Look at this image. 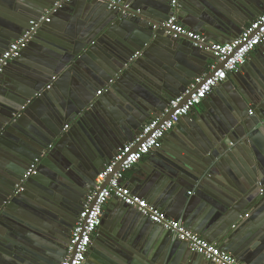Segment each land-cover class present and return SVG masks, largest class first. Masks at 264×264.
I'll return each instance as SVG.
<instances>
[{"label": "crops", "instance_id": "crops-1", "mask_svg": "<svg viewBox=\"0 0 264 264\" xmlns=\"http://www.w3.org/2000/svg\"><path fill=\"white\" fill-rule=\"evenodd\" d=\"M56 1L0 0V55L16 37L23 33L29 20L36 18V15H42ZM120 1L125 7L135 5L137 7L135 13L154 21V25L161 24L171 14L170 3L172 0H143L140 5H137L136 0ZM252 1L256 0H176L178 3V6L176 5L178 20L182 26L192 32L198 34H202L200 31L208 32L213 39L208 37L207 39L210 42L225 44L228 43L227 41L236 38L246 26L264 12V0H257L261 2V8H255L252 13H248V16H246L244 14L246 11L244 3L246 2L248 7H252ZM89 4L87 0H71L70 4L52 17L48 25L39 30L40 35L28 45L20 57L16 59V62L9 64L5 69V75L0 77L2 78L0 83L2 80L6 85L14 82L25 89L23 92L35 93L32 100H29V102L32 101L30 107H28L30 114L23 116L22 125L15 127L21 130V133L19 131L18 133L22 138L15 135L12 137L11 134L9 138L6 135L2 137V143L0 142V177H2L3 169H8L9 166L13 169L23 170L34 160H38V167L40 164V166L44 164L42 161L48 162L50 167H44L48 170L47 175L53 182H57H54L56 205L50 203L48 208L45 206L43 210L36 211L32 205L27 203V210L24 213L27 212L28 215L25 214V216L22 214L23 210L19 207L12 211H9V209L6 211V209L0 207V209L2 208L0 231H3L0 233V238L3 237L5 232L11 233L16 237L15 239L10 237L11 242L13 244L15 242L16 245L21 243L20 246H26L25 244H33L42 240L44 243H48L49 241L44 235L48 227L62 232L66 228L64 223L67 220L57 221V218L60 219L58 212H63L61 206H81L88 195L86 193L93 189L91 184H94L96 176L114 156L113 153L116 149L124 144L109 127L105 114L118 116L120 120H127L132 115L105 94V88L109 81H103L104 84L97 83V74L90 68V66H93L102 70L101 66H108L113 62V57L107 55H111L108 50L113 47L116 36L111 38L103 37V34L92 36L94 13L89 8ZM157 8L162 12L155 10ZM250 18L252 20H247ZM145 36L148 43H143L135 54L138 53V56L141 52L149 54L161 74L166 77L170 76L173 80L180 77H189L192 81L194 78L201 76L198 73L201 72L202 68H204L205 72L203 74H205L213 62L211 57L209 59L205 57L206 62L204 60L190 61L183 59L182 56L176 54L171 41H168L165 35H155L153 38L147 32ZM74 49L81 51L79 56L83 59L77 66L69 64L68 67L62 69L63 71L65 69L66 72L71 68L70 77L69 75L60 74V72L55 73L53 67L57 69L58 65L56 66V63L58 60L53 56L65 60L67 56L72 54ZM84 51H87L86 55ZM263 61L264 44L250 53L245 63L238 67L236 72L229 75L228 82L225 83L229 84L226 87L227 89L236 92L238 89L241 92L245 89L246 91H243V93H247L251 97L252 102L247 104L243 113L248 119L255 116L256 111L259 114L264 112V85L260 75ZM35 76L44 79L43 83H45L42 89H39L40 91L32 88V86L36 87V83L31 79ZM116 79H120L116 74L110 76L111 81L109 83ZM48 85H51L50 91L45 89ZM98 91L102 92L97 95ZM227 91L221 89L218 93L217 91L212 92L210 94L213 96L211 100L208 96L204 100V105L200 103V105L194 107L186 120L182 119L167 133L163 139L166 140L165 145L161 143L159 149L143 157L138 165L125 174L124 184L133 195L159 209L168 219L180 221L187 230L192 231L209 243L215 244L221 250L232 255L240 264H264V252L261 249L264 246V224L260 215L257 218L255 217L252 209L240 212L239 218L227 222L225 219L226 214H222L215 209L212 211L210 208L206 212L204 208L192 217L190 224L187 226L181 221V218H175V214L170 210H163L152 202L153 187H144L149 174L154 171L153 168L156 164L163 162L166 157L165 154H176L177 138L186 137L187 139L189 137L194 146L201 148L208 143V136L212 138L213 134L217 135L213 124H217L216 114L225 117L223 115V100L227 95ZM39 93H41V97L34 100ZM72 100L80 103L81 107L78 111L84 110L79 118L77 117L78 114L70 116L66 111L68 103ZM147 101L149 102L150 98ZM88 103L96 105L92 109H87L86 105ZM150 110L155 109L151 108ZM58 112L60 113L58 114ZM148 114L150 118H144L145 122L140 123L139 132L157 112H148ZM60 116L62 118L69 116V120L63 121ZM72 120L73 122H70ZM123 124H126L125 121ZM65 126H68L66 131H64ZM53 129L56 132L51 131ZM31 132H36L38 135H47L48 137L52 134V138L50 137L52 144L48 146L51 147L50 149L47 147L39 158H35L27 165L23 155L19 152L21 148L27 154L33 151L38 153L35 146H40L36 141L28 138L27 134ZM62 134H64V137ZM168 135H173L174 138L171 137L170 140H167ZM131 139L125 143L131 141ZM229 147L231 146L229 145ZM244 151H246L245 147ZM244 151L237 147L236 154L229 155L226 160L220 163L221 173L215 171L216 176L211 177L212 182L217 184L212 183L213 186H227L230 193L236 195L245 192V184L250 183L248 177L251 176L254 165ZM100 155H108V157L112 155V157L104 158L103 168L95 175L97 166L95 170L93 168L95 166L92 165L96 160L98 161ZM218 160L221 161V159ZM259 182H262L264 186L262 175ZM88 188L91 190L86 192L85 189ZM261 192L264 193V187ZM187 193L193 195L194 189H189ZM31 210H33L32 213ZM5 211L7 212L6 215H4ZM134 211L122 206L118 201L110 200L103 209L101 227L96 229L92 237L91 243L94 244L92 248L98 250L101 254L102 250L107 249L112 244H123L127 248L132 244V246H135L131 247L132 251L137 253L140 259L145 260L143 254L146 255V251L140 254V251L137 250L141 246L140 243H142L144 245L149 244L147 254L150 258L155 257L154 251L162 241L158 237L163 236L159 234L164 233L159 227H154L143 217L137 216ZM7 215L9 216L7 217ZM245 215L247 217H244ZM70 216L72 215L69 214L68 217ZM77 216L74 221H76ZM16 221H19V223H15ZM37 227L42 231H46L41 233ZM35 231L37 233H34ZM97 236L98 239H96ZM205 236L211 237L205 238ZM60 238L63 246L62 237ZM34 239L36 240L34 241ZM153 240H155L154 243H152ZM3 245L0 243V249L2 250L0 251L2 252L0 253V264H19V259L14 254L16 252L8 249L9 244L5 245V248ZM53 245L56 247L54 242ZM229 251H232V253ZM167 257V264H208L204 259L200 261L201 259L194 257L186 245L183 244L175 245L174 251L169 253V256L167 254ZM20 259L24 260V258ZM26 262L29 263L28 260Z\"/></svg>", "mask_w": 264, "mask_h": 264}, {"label": "water", "instance_id": "water-1", "mask_svg": "<svg viewBox=\"0 0 264 264\" xmlns=\"http://www.w3.org/2000/svg\"><path fill=\"white\" fill-rule=\"evenodd\" d=\"M87 1L90 3L89 8L94 13L91 30L92 36L94 34H103V37L106 36L110 38L116 36L113 47H110V50H108L111 55H107L113 57V62L108 64V66H101L102 70L93 66H90V68L95 74H97V83H102L103 81L110 82V76H113L114 74L120 78L112 83L108 82V85L105 88V94L108 95L109 98H112L113 102H116L118 106L126 109L132 117L127 120H120L118 116L113 114V116H109L108 113L105 115L107 116L109 127L119 136L122 140L121 142L125 144L130 138L133 140L138 135L140 123L145 122L144 118H150L148 112H157L152 118L158 116L165 108L168 101L180 95L191 81L189 77H180L173 80L170 76H163L150 58L149 54L146 52H141L139 56L132 58L143 43H148V39L145 36L147 32L150 33L153 38L155 35H165L162 30L156 31L152 29L154 21H150L147 17H142L140 14L135 13L137 8L135 5L111 10L108 9L104 3L98 2L97 0ZM142 1L143 0H136L137 5H140ZM260 1H252V7H248V4L245 2L244 7L246 11L244 14L248 16V13H252L255 8H261ZM155 10L161 11L158 8ZM36 16V18H38L41 15ZM247 20L252 19L250 18ZM27 26L24 31L27 29ZM200 32L206 38L209 37L212 39L208 32ZM38 35H40L39 32L34 39H36ZM165 37L168 41H171L172 48L173 50L175 49L176 54L182 56L183 59L190 61L204 60L206 62L207 59L205 57L208 59L211 57V59L214 60V57L210 52L195 48L189 41L173 40L167 36ZM17 38L18 37L14 40ZM232 40L233 39L227 42L229 43ZM80 52L81 51L74 49L72 54L67 56L65 60L53 56V58L58 60L56 63V66L58 65L56 67L57 69H54L53 67L55 73L60 72V74L69 75L70 77V74L72 73L71 68L68 70L66 69V72L65 69L64 71L62 69L68 67L69 64H75V66H77V64L83 59V57L79 56ZM84 52L86 55L87 51ZM16 61L17 60H14L12 63ZM262 63L260 75L261 81L264 85V61ZM204 72L205 70L202 68L201 72L198 74L203 75ZM4 75L5 71L0 74V77H3ZM31 79L36 83V87L32 86V88L40 91L45 83H43L44 79L39 78L38 76ZM3 81L4 80L0 83V142L4 135H6L7 138H9L10 134L12 137L15 135L16 137L20 136L22 138L18 133V131L21 133V130L15 127H17V125H22V117L30 114L28 112V107H30L29 105L32 101L29 102V100H32L35 95V93H30L29 91L23 92L25 89L18 86L19 84L10 82V84L6 85ZM227 82L228 81L226 80L212 91H217L218 93L221 89L228 90L227 95L223 100V115H225V117L223 118L216 114L215 119L217 124H213L217 135L213 134L214 136L212 138L208 136V143L201 148L194 146V143L189 137H187V139L186 137L180 139L177 138L175 148L176 154H165L166 157L163 162L156 164L157 166L155 165V168H153L154 171L149 174L145 182L146 185L144 187L147 188L151 186L154 188L152 189L153 193H151L152 202L157 204V206L163 210H170L175 214V218H181V221L187 226L190 224L192 217L204 208L206 212H208L210 208L212 211L215 209L222 214H226L225 219L227 222L232 221L234 218H239L240 212L252 209L255 217L257 218L260 215L264 224V211L261 212L264 210V193L261 192L264 186L262 185V182H259L261 175L264 178V112L259 114L258 111H256L255 116H252L249 119L246 118L243 113L246 110L247 104L252 102L251 97L249 94L243 93V91H246L245 89H243L242 92L239 89L237 92L232 89H227L226 87L229 85L225 84ZM50 90L51 88L48 91ZM41 93L40 96L36 97L34 100L39 99ZM210 94L208 96L211 100L213 96ZM149 98L150 101L148 102L147 99ZM86 99L89 100L88 98ZM69 104H71V106H69ZM201 104L204 105V100ZM95 105L96 104L88 103L86 108L92 109ZM255 106L258 108L257 105ZM79 107H81L80 103H77L76 100H72V102L68 103L66 111L70 116H72V114H74V116L78 114L77 117L79 118L84 113V110L78 111ZM151 108L156 111L150 110ZM60 112H58V114ZM60 118L63 119V121H66L69 116L66 118L60 116ZM187 118L188 116L181 118L177 124H179L182 119L186 120ZM124 121L126 124H123ZM70 122H73V120ZM51 131L56 132L55 129ZM27 135L29 136L28 138L36 141L40 145L39 147L34 145L38 153L33 151L32 153L27 154L26 151L20 147L21 150L19 152L23 155L25 163L27 162L26 164L29 165V163L35 158H39L42 152L52 144V140L50 139V137L52 138V134L50 137L47 135H38L36 132H31ZM62 136L64 137V134H62ZM171 137L174 138L173 135H168L167 140H170ZM163 139L161 143L162 145H165L166 140ZM229 145L231 147H229ZM233 146L236 148L239 147L243 151L245 147L246 151H244V153L252 160H250V162L254 165L251 172L252 174L248 177L250 183L245 184V192H242L239 195L230 193L227 186H213L212 183H216L211 180L212 176L221 173L220 163L226 160L229 155L236 154V148ZM115 153L116 151L113 155H115ZM109 157H112V155ZM109 157L108 155H100L98 161L96 160L94 162V165L92 166H95L93 167L95 170L97 166L95 175L103 168L102 166L105 163L104 158L108 159ZM218 159H221V161ZM42 163L44 164L42 166H40V164L39 167H37L36 173L27 179V182L24 185V191L21 193H16V186L19 184L29 166L23 170L13 169L11 166H9L8 169H3L2 177H0V180H2V182H0V207L6 209V211L8 209L9 211H12L16 207H19L23 210L22 214L25 216V214L28 215L27 212L24 213V211L27 210V203L32 205L36 211L43 210L45 206L48 208L50 203L56 205V198L54 197L56 188L54 187V184L57 182L54 181V183L47 175L48 170L44 167H50L48 162L42 161ZM93 185L94 184H91V188H93ZM192 188L194 189L193 195H191V193L188 194L187 192ZM85 190L88 192L91 189L88 188ZM120 204L124 206L122 203ZM82 206L83 203H81V206L77 207L61 206L63 212H58L60 219L57 218V221H66L69 214H74V211L80 213ZM6 211L4 215H6ZM32 212L33 210H31V213ZM134 213L137 216H140L136 211H134ZM8 216L9 215H7V217ZM144 219L148 221L150 225L159 227L162 233H164L159 234L160 236H163L158 237L162 239L158 248L154 251L155 246L152 247V252L154 251L155 257L150 258L147 254L149 244L144 245L140 243L141 246L137 249L140 251V254L143 251H146V255L142 253L146 259L142 260L137 256V253L132 251L131 247H135L132 246V244H130L129 248L123 244H112L107 249L102 250L101 254H99L98 250L92 248L94 244L91 243L84 264H167V254L169 256V253L174 251L175 245L186 244L172 240L169 234L160 226L151 223L147 218ZM15 223H19V221H16ZM101 223L102 221L98 228L101 227ZM38 230L41 233L46 231H42L40 228H38ZM2 232L3 231H0V233ZM34 233L37 232L35 231ZM61 233L62 232L55 231L50 227L47 228V232H45L44 235L48 239L50 245L47 242L44 243L43 240L37 241L39 242L38 244L36 242L28 245L24 243L26 246H20L21 243L16 245L15 242L14 244L11 242L10 238L12 237L15 239L16 237L7 232H5L3 237L0 238V243L2 245H10L8 249L16 252L14 254L17 255L15 257L19 259V264H59L65 256L66 248V246L64 247L61 244ZM210 237L205 236V238ZM96 239H98V236ZM35 240L36 239H34V241ZM53 242L58 248L53 245ZM154 242L155 240L152 241V243ZM5 245H3V247ZM261 249L264 252V246H262ZM0 251L2 250L0 249ZM229 252L232 253V251ZM192 255L199 260L201 259L200 261H203L201 256L195 254ZM20 258H24V260ZM26 260H28L29 263H27ZM207 263L209 264V262Z\"/></svg>", "mask_w": 264, "mask_h": 264}, {"label": "built area", "instance_id": "built-area-1", "mask_svg": "<svg viewBox=\"0 0 264 264\" xmlns=\"http://www.w3.org/2000/svg\"><path fill=\"white\" fill-rule=\"evenodd\" d=\"M97 1L104 3L111 10L125 7L120 0ZM70 2L71 0H57L41 16L28 22L27 29L1 53L0 74L11 62L20 57L39 30L48 25L52 17ZM170 5L171 14L167 20L159 25H153L152 29L162 30L165 36L173 40L189 41L195 48L210 52L214 60L205 74L194 78L180 95L170 99L162 112L146 123L133 140L117 148L115 155L96 176L94 187L88 193L82 210L70 231L65 256L59 264H84L92 237L100 225L103 209L110 200L118 201L125 207L135 210L141 217L160 226L172 240L186 244L190 253L201 256L210 264H240L232 255L221 250L215 244H211L187 230L180 221L168 219L159 209L133 195L124 184L125 174L138 165L143 157L159 149L162 139L179 120L188 116L214 88L225 82L229 75H232L238 67L245 63L250 53L264 44V12L246 26L231 42L218 44L212 43L204 35L192 32L182 26L178 20L176 0H172ZM137 56L138 53L134 54L132 58ZM50 88L51 85H48L45 89L49 90ZM101 92L98 91L97 95ZM39 96L40 93L36 95V97ZM67 129L68 126H65L64 131ZM37 167L38 160H34L16 186V193L24 191L27 179L36 173ZM1 213L0 209V216Z\"/></svg>", "mask_w": 264, "mask_h": 264}, {"label": "flooded vegetation", "instance_id": "flooded-vegetation-1", "mask_svg": "<svg viewBox=\"0 0 264 264\" xmlns=\"http://www.w3.org/2000/svg\"><path fill=\"white\" fill-rule=\"evenodd\" d=\"M77 216V211L74 212V214H72V216L68 217L67 222L64 223V225H66V228H64V230H62V243L63 246L65 247L69 238V234L71 231V227H73V223L75 222L74 219ZM92 242V241H91Z\"/></svg>", "mask_w": 264, "mask_h": 264}]
</instances>
